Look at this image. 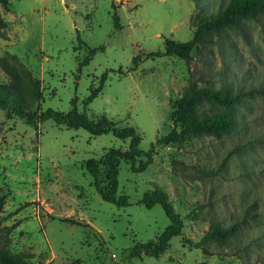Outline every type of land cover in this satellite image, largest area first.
Returning <instances> with one entry per match:
<instances>
[{"label": "rangeland", "instance_id": "rangeland-1", "mask_svg": "<svg viewBox=\"0 0 264 264\" xmlns=\"http://www.w3.org/2000/svg\"><path fill=\"white\" fill-rule=\"evenodd\" d=\"M229 0H9L0 37V85L23 96L25 111L99 114L133 126L148 150L172 127L171 104L188 84L240 90L238 121L219 138L205 135L157 146L142 172L119 167L117 194L129 205L104 201L83 167L128 139L92 135L52 118L35 124L0 110V249L23 252L40 264H264V12L240 28L221 29L213 43L192 51L189 67L175 55L149 57L135 70L132 58L164 51V40L191 39L197 11L215 14ZM113 15L118 17V27ZM93 55L90 51H93ZM87 63L79 64L85 61ZM107 72L102 91L85 104L91 84ZM161 188L182 218L158 257H131L130 249L155 242L170 224L160 204L140 203ZM69 217L90 227L61 219ZM212 223L235 226L224 243L197 247Z\"/></svg>", "mask_w": 264, "mask_h": 264}, {"label": "trees", "instance_id": "trees-1", "mask_svg": "<svg viewBox=\"0 0 264 264\" xmlns=\"http://www.w3.org/2000/svg\"><path fill=\"white\" fill-rule=\"evenodd\" d=\"M196 7H199V0H193ZM3 8L9 6V0H0ZM260 12H264V0H229L226 5L215 14L206 15L200 10L191 15L190 21L195 26L191 39L187 41H176L170 38L164 40V51L146 53L142 58L137 55L132 58V67L135 70L140 61L149 57H160L175 55L183 59L189 67L192 59V51L206 44L213 43V35L221 29H237L243 23L256 17ZM114 24L118 27V17L113 15ZM7 22L0 12V37H4V30ZM93 55L94 50L90 51ZM88 57L79 66L87 63ZM0 66L16 80L12 66L4 58H0ZM107 72H104L98 79L97 85L91 84L89 95L85 104L91 102L102 91ZM3 86L0 85V110H4L7 117L13 113L30 124L42 122L52 118L57 124L68 128H83L92 135L112 133L120 139H128V148L121 150L110 147L104 154L97 157H90L84 161L83 167L92 175V184L104 201L116 206L129 205L128 196L118 195L119 187V167L122 161L130 164L131 171L138 173L144 171L153 161V153L157 146H167L173 143L185 141L194 137L205 135L221 137L230 134L238 121L237 105L240 103L241 91L229 86L214 87L213 85L199 84L196 79L190 78L180 96L171 104L169 118L172 122L171 129L165 134L157 137L148 150L140 148L141 136L133 126H119L117 121L99 114L95 119H90L85 112H80L73 107L67 113L46 109L38 113L25 111L26 104L21 94L14 97H6L3 94ZM7 198L6 194L0 195V212ZM145 207L151 208L155 204H160L170 224L159 234L155 242L149 241L134 245L130 249L131 257H141L142 255H152L158 257L169 247V241L173 236L180 234L183 221L179 213L176 212L173 204L168 199V195L161 189L145 191L140 199ZM76 225L90 227L84 223L69 217L61 219ZM235 226L220 227L212 223L210 229L201 238L197 247H201L205 253L207 249L202 247L203 243L219 242L224 243L235 234ZM0 264H40L31 261L23 252L11 253L6 249H0Z\"/></svg>", "mask_w": 264, "mask_h": 264}]
</instances>
